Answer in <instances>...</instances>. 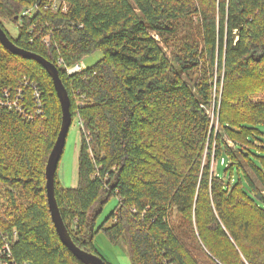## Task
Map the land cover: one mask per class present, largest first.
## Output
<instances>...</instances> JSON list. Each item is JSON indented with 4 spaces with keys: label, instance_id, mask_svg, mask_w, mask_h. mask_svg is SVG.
Listing matches in <instances>:
<instances>
[{
    "label": "trees",
    "instance_id": "trees-1",
    "mask_svg": "<svg viewBox=\"0 0 264 264\" xmlns=\"http://www.w3.org/2000/svg\"><path fill=\"white\" fill-rule=\"evenodd\" d=\"M0 17L17 27L11 37L0 21L17 47L58 68L81 123L78 182L54 181L79 248L100 256L101 232L123 239L130 264H264V0H0ZM95 51L94 64L67 73ZM15 88L22 110L0 106V249L18 262L84 264L47 205L61 122L51 78L0 44V95ZM211 154L227 159L216 173Z\"/></svg>",
    "mask_w": 264,
    "mask_h": 264
},
{
    "label": "water",
    "instance_id": "water-1",
    "mask_svg": "<svg viewBox=\"0 0 264 264\" xmlns=\"http://www.w3.org/2000/svg\"><path fill=\"white\" fill-rule=\"evenodd\" d=\"M0 44L13 54L20 55L21 57L33 59L37 63L41 64L46 70L47 74L50 76L56 96L58 98L60 110H61V122L58 134L51 148V151L47 157L45 164V188H46V199L47 205L52 220V224L55 227L56 233L59 236L60 241L68 248V250L82 263L84 264H107L102 256L93 254L86 250L79 248L71 239L68 229L63 222L61 217L59 207L55 198V172L57 168L58 161L63 153V147L65 144L66 135L68 129L72 123V115L70 112V99L62 84L61 78L59 76L58 68L36 53H30V51L23 50L17 47L7 36L5 31L0 26Z\"/></svg>",
    "mask_w": 264,
    "mask_h": 264
},
{
    "label": "rangeland",
    "instance_id": "rangeland-1",
    "mask_svg": "<svg viewBox=\"0 0 264 264\" xmlns=\"http://www.w3.org/2000/svg\"><path fill=\"white\" fill-rule=\"evenodd\" d=\"M0 21L4 25L6 30L8 31L9 35L11 37H15L17 34V27L13 23H10L9 20H7L3 17H0ZM101 56L102 55H101L100 51H95L88 56L86 55V57L82 60V63L84 64V66L92 65L97 60H99ZM218 91L220 93H218L217 105L212 104L210 109L207 111L208 114L210 115L211 120H212V126L214 127V130H217L219 128L218 122L216 119H217V114H218V110H219L218 105H219V99L221 96V86L219 87ZM80 124L81 123H80L79 119L74 117L72 120V123L68 129V133H67L66 139H65V144L63 147V153H62V155L58 161L56 172H55L56 179L60 182V184L62 186H65V187H73L76 185V182H78L76 179V173H77V164H78L77 154H78L79 143H80ZM258 128L260 130L259 131L260 132V135H259L260 141L262 144H264V125H260ZM206 152L207 151L204 152L203 159H205V157H206ZM226 161H227V159L217 160V159H215L213 154H211L210 171H212L213 173H216L217 172V166H219L222 163H225ZM117 203H118L117 197L111 196L102 205L101 211L96 218V226H98L107 217V215H109V213L111 212V210L114 209V207L117 205ZM100 233L101 232H99V234L97 236L99 239L101 238ZM101 234H103V233H101ZM103 237L106 238L105 235ZM108 242L110 244H112L110 241H108ZM112 245H119L121 247H124V249L126 250V253H127V249H126L127 245L123 241V239H119L117 244H112ZM127 255H128V253H127ZM198 257L200 258L199 260L202 264H212V262H210L209 260H206L205 258H203V256L200 255ZM128 258H129V256H128Z\"/></svg>",
    "mask_w": 264,
    "mask_h": 264
},
{
    "label": "built area",
    "instance_id": "built-area-1",
    "mask_svg": "<svg viewBox=\"0 0 264 264\" xmlns=\"http://www.w3.org/2000/svg\"><path fill=\"white\" fill-rule=\"evenodd\" d=\"M33 10L32 7L27 8L23 11V14H30L31 11ZM58 63L61 65V60H58ZM85 66L82 63V61L73 64L72 66L65 67V70L67 73H73L80 71L83 69ZM24 83H28L27 80H24ZM30 86L32 87L35 96H38V90H36V85L34 82L29 81ZM13 92L11 89H4L2 94L0 95V106H4L10 109H16L18 111L22 110V103L21 100L23 98V93L19 88H15L13 95L10 93ZM0 264H31L28 261H22L18 262L14 259L12 253H10L9 245L7 243H4L0 249Z\"/></svg>",
    "mask_w": 264,
    "mask_h": 264
},
{
    "label": "crops",
    "instance_id": "crops-1",
    "mask_svg": "<svg viewBox=\"0 0 264 264\" xmlns=\"http://www.w3.org/2000/svg\"><path fill=\"white\" fill-rule=\"evenodd\" d=\"M97 233L94 236L93 242L98 253L108 261L110 264H130V260L124 247L119 245H112L104 238L103 234L100 233L101 238L99 239Z\"/></svg>",
    "mask_w": 264,
    "mask_h": 264
}]
</instances>
